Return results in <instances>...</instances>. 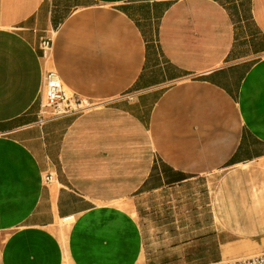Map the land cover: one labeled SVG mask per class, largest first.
Instances as JSON below:
<instances>
[{
  "label": "crops",
  "instance_id": "1",
  "mask_svg": "<svg viewBox=\"0 0 264 264\" xmlns=\"http://www.w3.org/2000/svg\"><path fill=\"white\" fill-rule=\"evenodd\" d=\"M47 69L92 106L38 124ZM212 174L264 254V0H0V264H138L125 204Z\"/></svg>",
  "mask_w": 264,
  "mask_h": 264
},
{
  "label": "rangeland",
  "instance_id": "2",
  "mask_svg": "<svg viewBox=\"0 0 264 264\" xmlns=\"http://www.w3.org/2000/svg\"><path fill=\"white\" fill-rule=\"evenodd\" d=\"M217 174L199 176L157 190L139 191L126 207L139 224L138 264H208L239 256L224 246L227 237L212 208ZM66 222L68 225L71 220Z\"/></svg>",
  "mask_w": 264,
  "mask_h": 264
},
{
  "label": "built area",
  "instance_id": "3",
  "mask_svg": "<svg viewBox=\"0 0 264 264\" xmlns=\"http://www.w3.org/2000/svg\"><path fill=\"white\" fill-rule=\"evenodd\" d=\"M39 47L43 57H48L52 48V39L42 37ZM42 96L39 104L37 123L43 124L46 120L55 119L80 113L92 106V104L68 90L53 69H47L43 76ZM45 183L54 180V175L46 171L43 175ZM209 264H264V254L249 256L235 260H218Z\"/></svg>",
  "mask_w": 264,
  "mask_h": 264
}]
</instances>
